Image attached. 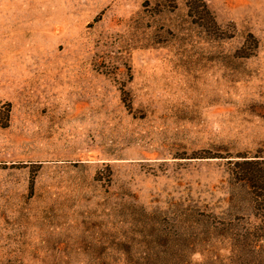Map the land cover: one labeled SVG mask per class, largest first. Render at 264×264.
<instances>
[{"label":"rangeland","instance_id":"rangeland-1","mask_svg":"<svg viewBox=\"0 0 264 264\" xmlns=\"http://www.w3.org/2000/svg\"><path fill=\"white\" fill-rule=\"evenodd\" d=\"M204 1L0 0V264H264V0Z\"/></svg>","mask_w":264,"mask_h":264},{"label":"trees","instance_id":"trees-1","mask_svg":"<svg viewBox=\"0 0 264 264\" xmlns=\"http://www.w3.org/2000/svg\"><path fill=\"white\" fill-rule=\"evenodd\" d=\"M185 5L187 7L188 15L195 19L196 22H210L209 24H212L213 26L214 24H216L213 18L211 17V13L207 8V5L205 4L204 0H185ZM257 176L252 175V177H250L252 182L257 183L256 181L259 180V177L257 178Z\"/></svg>","mask_w":264,"mask_h":264}]
</instances>
